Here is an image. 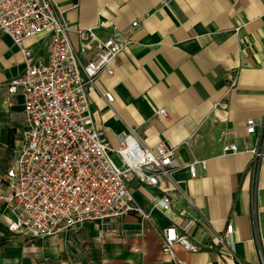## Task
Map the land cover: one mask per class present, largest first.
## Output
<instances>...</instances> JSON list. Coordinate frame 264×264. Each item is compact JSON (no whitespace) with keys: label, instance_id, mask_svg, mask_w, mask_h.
Segmentation results:
<instances>
[{"label":"crops","instance_id":"obj_1","mask_svg":"<svg viewBox=\"0 0 264 264\" xmlns=\"http://www.w3.org/2000/svg\"><path fill=\"white\" fill-rule=\"evenodd\" d=\"M56 2L73 29L99 25L96 32L101 37L130 39L112 64L113 74L100 73L97 90L89 97L94 124L103 129L110 147L118 146L117 134L126 127L134 128L152 149L161 140L178 144L195 135L189 147L179 146V167L170 179L159 187L133 185L135 203L149 218L130 212L28 239L8 228L12 212L1 199L0 264H177L161 251L159 232L169 224L178 228L188 217L203 222H196L189 233L200 250L172 245L175 257L186 264H264V160L253 177L251 153L224 152L232 140L239 147L258 140V135L246 133V119L254 118L262 130L264 0ZM136 19L139 24L133 27ZM70 38L78 47L74 32ZM24 44L44 57L47 34L28 37ZM23 67L18 48L0 33V84L20 75ZM231 70L237 71L238 80L227 90ZM105 91L113 95L110 104L102 95ZM222 97L229 103L226 123L212 114L214 102ZM162 107L167 116L157 113ZM225 127L233 133L222 140L219 135ZM25 129L24 94L20 89L9 94L0 87V163L7 156L8 167L11 150L21 144ZM194 158L205 163L197 165L196 176L190 177L185 164ZM163 192L171 199L168 211L150 203ZM6 193L0 183V195ZM229 222L234 226V254L219 241Z\"/></svg>","mask_w":264,"mask_h":264},{"label":"built area","instance_id":"obj_2","mask_svg":"<svg viewBox=\"0 0 264 264\" xmlns=\"http://www.w3.org/2000/svg\"><path fill=\"white\" fill-rule=\"evenodd\" d=\"M131 24L135 27L139 20ZM97 27L73 29L56 0H0V33L10 37L24 65L20 75L0 87H5L9 94L22 91L27 122L21 144L13 147L11 161L0 175V183L7 190L0 200L5 199L12 212L8 228L28 239L47 238L87 222L104 223L130 212L149 218L135 203L133 185L159 187L170 179L172 171L179 167V146L189 147L195 135L191 133L178 144L161 140L152 149L134 128L126 127L117 134V147L107 144L103 129L94 124L89 97L97 90L100 73L113 74L112 64L130 39L101 37ZM112 27L117 30L116 26ZM41 32L47 34L44 57L24 44L26 38ZM71 32L78 39V47L70 38ZM226 79L227 90L234 88L237 71H229ZM102 95L108 104L113 101L111 92ZM157 113L167 116L163 107ZM212 114L222 123L228 121L229 103L225 97L214 102ZM261 124L259 131L254 118L245 120L246 133L258 135L253 145L239 147L232 140L224 146L225 153H251L253 177L264 160V121ZM232 133L231 128L225 127L219 137L226 140ZM111 154L120 159L119 165ZM204 163L195 158L186 163L190 177H195L196 166ZM183 196L194 205L190 197ZM150 203L168 211L171 199L163 192ZM198 221L203 222L201 218L188 217L178 228L169 224L159 232L161 251L174 257L177 264L186 262L175 257L174 243L188 251L201 249L189 236ZM233 232V223L229 222L219 236L220 243L232 254L235 253Z\"/></svg>","mask_w":264,"mask_h":264},{"label":"rangeland","instance_id":"obj_3","mask_svg":"<svg viewBox=\"0 0 264 264\" xmlns=\"http://www.w3.org/2000/svg\"><path fill=\"white\" fill-rule=\"evenodd\" d=\"M111 156H112L113 161H114L117 165H119V164H120V159H119L117 156H115L114 154H111ZM7 158H8V157L6 156V157H4V158L1 160V163H0V173L4 172L5 169L7 168V164H8Z\"/></svg>","mask_w":264,"mask_h":264},{"label":"trees","instance_id":"obj_4","mask_svg":"<svg viewBox=\"0 0 264 264\" xmlns=\"http://www.w3.org/2000/svg\"><path fill=\"white\" fill-rule=\"evenodd\" d=\"M9 147H11V148L13 147V141L11 138L9 139Z\"/></svg>","mask_w":264,"mask_h":264}]
</instances>
